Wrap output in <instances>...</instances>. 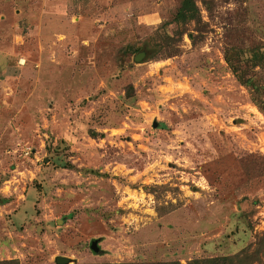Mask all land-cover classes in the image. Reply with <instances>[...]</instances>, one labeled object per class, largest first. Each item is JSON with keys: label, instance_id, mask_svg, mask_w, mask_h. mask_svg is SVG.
Masks as SVG:
<instances>
[{"label": "rangeland", "instance_id": "1", "mask_svg": "<svg viewBox=\"0 0 264 264\" xmlns=\"http://www.w3.org/2000/svg\"><path fill=\"white\" fill-rule=\"evenodd\" d=\"M178 1L0 0V260L185 264L252 247L264 117L222 50L264 42V0H195L203 31L187 24L156 60Z\"/></svg>", "mask_w": 264, "mask_h": 264}, {"label": "trees", "instance_id": "2", "mask_svg": "<svg viewBox=\"0 0 264 264\" xmlns=\"http://www.w3.org/2000/svg\"><path fill=\"white\" fill-rule=\"evenodd\" d=\"M201 5L206 11L211 8L210 0H201ZM173 23L177 27L171 34L160 30L165 25ZM187 24H192L193 29L201 33L205 24L200 16V9L195 0H179L170 19L160 22L156 26V46L159 54L156 60L174 55L178 52V42L183 33L186 32ZM196 36L190 39L194 43ZM197 39V38H196ZM161 55V56H157ZM222 58L226 68L235 80L245 88L249 101L264 117V42L251 44H227L222 50ZM131 86L126 87V95H130ZM250 245L242 247L240 250L230 254L213 255L200 258H191L185 264H254L264 258V229L261 231L256 241ZM0 264H18L15 259H1ZM102 264H181L178 260H157L156 262H119Z\"/></svg>", "mask_w": 264, "mask_h": 264}, {"label": "water", "instance_id": "3", "mask_svg": "<svg viewBox=\"0 0 264 264\" xmlns=\"http://www.w3.org/2000/svg\"><path fill=\"white\" fill-rule=\"evenodd\" d=\"M144 55V52L143 51H139L137 53L134 54L133 56V60L134 61H139ZM155 122L152 123L153 126H155ZM89 249L94 251V252H97L98 251V247L96 246V239H92L90 240L89 242ZM68 258L65 257V256H55L54 257V263L55 264H66L68 262Z\"/></svg>", "mask_w": 264, "mask_h": 264}]
</instances>
